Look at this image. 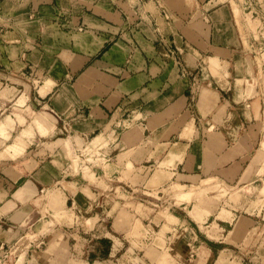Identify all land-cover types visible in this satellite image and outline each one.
I'll return each mask as SVG.
<instances>
[{
    "label": "crops",
    "instance_id": "obj_1",
    "mask_svg": "<svg viewBox=\"0 0 264 264\" xmlns=\"http://www.w3.org/2000/svg\"><path fill=\"white\" fill-rule=\"evenodd\" d=\"M170 181L263 193L264 0H0V262L231 264L264 241L255 200L170 222L117 195Z\"/></svg>",
    "mask_w": 264,
    "mask_h": 264
},
{
    "label": "rangeland",
    "instance_id": "obj_2",
    "mask_svg": "<svg viewBox=\"0 0 264 264\" xmlns=\"http://www.w3.org/2000/svg\"><path fill=\"white\" fill-rule=\"evenodd\" d=\"M249 1V0H248ZM241 17V12H239V16ZM252 25V23H251ZM245 28V27H244ZM251 28H255L254 25L251 26ZM99 143V142H98ZM81 161L80 158H75V168L76 171H79V162ZM91 161H93L91 159ZM86 175L90 178L94 177V173H92L91 168L89 166H84ZM263 183L261 181L257 182L255 184V188H246L244 192H238L239 194H236V200L233 199V196L235 193H232L233 188H227V187H190L183 189L184 187H181L177 183H173L172 181L168 182L166 185H164L161 188H156L154 191L146 192L143 193L142 191L140 192H132L131 188L124 186L122 189V192H118L117 195L121 198L122 201L128 202L127 205L133 206L131 202H141L137 206V210L140 212L142 210L144 204L145 205H150L156 210H159L164 216L172 222L175 217L168 213V211H173V208L175 210H179L178 208L180 207V201L181 200H189L188 202L191 204L190 209L192 207H195V209L191 212V214L195 217H197V212H199V207L197 206L198 204H201L203 200H210L211 205L217 208L215 211V215L212 219V221L217 220V218H230V214L227 213H221L222 209H229L230 205L231 206H244L245 200H255L253 203L254 205L257 206L258 209L264 208V191L263 193L260 191V187ZM236 189V188H235ZM186 192H190L189 194H186ZM114 193H112V196ZM234 202V203H233ZM144 203V204H142ZM173 208H172V207ZM135 208V207H134ZM252 210V209H249ZM241 211V210H240ZM211 223V222H209ZM264 224V221H263ZM45 228H43L44 230ZM228 229V228H227ZM203 230H206L204 228ZM152 231H155L156 237L158 236L156 231H158V228L152 229ZM257 238V236H255ZM262 242L264 244V241L261 239L253 240L250 243V246L248 248V251H245L244 254L242 255L240 252H234V256L231 257L232 262L231 264H253L256 261V256H258V253L255 252L256 248L258 247V244ZM257 244V245H255ZM260 254V253H259ZM261 254L264 256V252L261 251ZM242 256L241 258L238 256ZM237 258L238 260H235ZM258 262V261H256Z\"/></svg>",
    "mask_w": 264,
    "mask_h": 264
},
{
    "label": "built area",
    "instance_id": "obj_3",
    "mask_svg": "<svg viewBox=\"0 0 264 264\" xmlns=\"http://www.w3.org/2000/svg\"><path fill=\"white\" fill-rule=\"evenodd\" d=\"M4 262H0V264H3Z\"/></svg>",
    "mask_w": 264,
    "mask_h": 264
}]
</instances>
